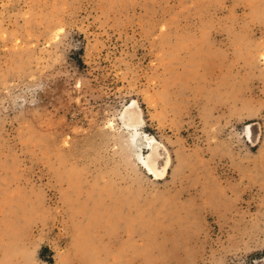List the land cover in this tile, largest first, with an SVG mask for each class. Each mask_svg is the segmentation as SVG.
<instances>
[{
    "label": "rangeland",
    "instance_id": "1",
    "mask_svg": "<svg viewBox=\"0 0 264 264\" xmlns=\"http://www.w3.org/2000/svg\"><path fill=\"white\" fill-rule=\"evenodd\" d=\"M0 264H264V0H0Z\"/></svg>",
    "mask_w": 264,
    "mask_h": 264
},
{
    "label": "bare ground",
    "instance_id": "2",
    "mask_svg": "<svg viewBox=\"0 0 264 264\" xmlns=\"http://www.w3.org/2000/svg\"><path fill=\"white\" fill-rule=\"evenodd\" d=\"M135 105L133 103L132 107L128 111L126 119L123 121L124 128H126L130 134L129 144L135 147V150H133L137 155L139 165H141V167L155 179H163L167 176L168 169L171 166L170 155L168 154L167 149L160 143L156 144V140L151 136L146 135L145 140L140 146V144L138 143L139 138L137 136L140 131L139 126L142 124L143 119L141 117L139 108H137ZM139 146L140 149H138ZM145 149L148 150V152L150 151V153L148 154V160L146 159L147 161L143 160V158L141 157L142 155L140 154L141 150L145 151Z\"/></svg>",
    "mask_w": 264,
    "mask_h": 264
}]
</instances>
